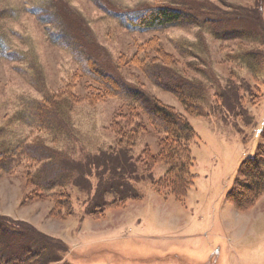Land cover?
<instances>
[{"label": "rangeland", "instance_id": "1", "mask_svg": "<svg viewBox=\"0 0 264 264\" xmlns=\"http://www.w3.org/2000/svg\"><path fill=\"white\" fill-rule=\"evenodd\" d=\"M263 3L0 0V152L41 141L60 151L61 163L74 173L66 189L72 208L59 219L49 216V196L58 191L39 194L29 186V166L19 163L10 173L0 169V218L33 227L62 245L54 249L4 222L5 256L31 250L40 252L41 264H264V191L245 199L242 210L229 196L234 189L232 197L240 198L247 182L240 168L264 149ZM160 4L188 6L217 22L200 19L191 27L137 32L116 15ZM222 30L243 32L244 38L218 40ZM71 45L85 47L107 71L191 123L197 134L191 145L194 183L182 200L153 187L167 166L148 172L137 162L146 148L158 152L153 128L133 148L116 150L110 124L123 102L93 103L98 100L86 91L82 72L85 57ZM158 49L175 59V73L199 88L193 105L204 117L189 114L178 97L143 75L139 62L131 63L136 54L141 58L144 50ZM248 51L263 56V63L253 62L262 67L259 77L240 59ZM35 193L43 199L36 200ZM121 198L124 205L91 214L97 204Z\"/></svg>", "mask_w": 264, "mask_h": 264}, {"label": "trees", "instance_id": "2", "mask_svg": "<svg viewBox=\"0 0 264 264\" xmlns=\"http://www.w3.org/2000/svg\"><path fill=\"white\" fill-rule=\"evenodd\" d=\"M263 7L264 3L261 4V8ZM116 15L121 16L123 23L129 29L137 32L164 31L171 27H191L196 25L200 19L211 24L217 22L207 18V16H211L210 14L207 16L198 14L188 6L173 7L166 4L150 6L135 13L124 12ZM222 31L223 35H215L218 40L228 41L244 38L243 32ZM72 48L79 55L85 57L82 72L87 82L86 91L89 89L98 100L93 103L105 102L112 98H118L123 102V107L115 114L110 124V129L116 139V150H123L125 147L133 148L142 134L149 132L150 127L153 128L158 136V152L154 154L149 148H146L137 162L143 163L148 172H151L159 164L167 166L165 176L155 181L153 187L158 193L169 191L176 199L182 200L194 183L191 171L194 164L191 145L197 139V134L191 123L174 108L164 104L155 96L147 94L142 87L127 82L120 74L115 75L112 71L111 73L107 71L101 61L88 52L85 47L77 45ZM240 59L247 63L249 69L258 75L257 77L261 75L262 67L256 69L253 63L254 61L263 63L261 53L248 51ZM135 62H139L141 72L154 85L178 97L186 106L189 114L204 117V112L193 105L197 100L196 96L201 91L195 84L185 81L182 76L175 73L176 69L173 64L176 63L175 59L169 61L167 54L162 53L159 49L155 52L144 50V55L141 58H138L136 54L131 59V63L135 64ZM42 114L44 113L42 112ZM62 159L63 155L60 151L49 147L44 142L37 141L27 143L6 153L0 152V169L10 173L19 163L29 166L31 172L25 173L28 185L35 187L39 194L57 190L58 192L51 193L49 196L53 203L49 216L64 219V214L72 208V198L66 189L73 180L74 173L72 168L61 163ZM239 172L247 182L243 184L244 190L239 199L233 198L236 197L234 189L230 192L231 199H229L238 209L242 210L245 199L249 196H251L249 199L255 198L264 191V149L261 156L256 154L247 158ZM39 194L35 193L36 200L43 199ZM123 200L125 198L120 199L122 203L119 201L103 203L101 207L97 204L95 211H91V214L93 216L102 215L107 207L124 205ZM4 222L16 225L15 228L17 225L21 226L27 233L50 244L54 249L62 247L61 244L51 240L52 238L50 239L49 236L39 233L33 227L1 217L0 224H5ZM17 228L20 230L19 232H22V229ZM2 244L3 240L0 239V264H41L40 252L25 250L7 257L2 251Z\"/></svg>", "mask_w": 264, "mask_h": 264}]
</instances>
